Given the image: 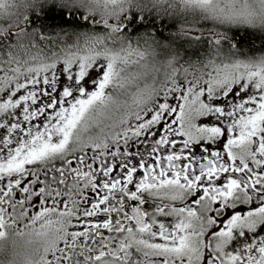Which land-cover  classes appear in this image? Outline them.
Wrapping results in <instances>:
<instances>
[{
    "label": "snow or ice",
    "instance_id": "6c2138e0",
    "mask_svg": "<svg viewBox=\"0 0 264 264\" xmlns=\"http://www.w3.org/2000/svg\"><path fill=\"white\" fill-rule=\"evenodd\" d=\"M0 264H264V0H0Z\"/></svg>",
    "mask_w": 264,
    "mask_h": 264
},
{
    "label": "rangeland",
    "instance_id": "374dc122",
    "mask_svg": "<svg viewBox=\"0 0 264 264\" xmlns=\"http://www.w3.org/2000/svg\"><path fill=\"white\" fill-rule=\"evenodd\" d=\"M157 53H158V57L163 56V53H161L159 50H157ZM174 103H180V101H175Z\"/></svg>",
    "mask_w": 264,
    "mask_h": 264
},
{
    "label": "flooded vegetation",
    "instance_id": "af4514ba",
    "mask_svg": "<svg viewBox=\"0 0 264 264\" xmlns=\"http://www.w3.org/2000/svg\"><path fill=\"white\" fill-rule=\"evenodd\" d=\"M150 203H151V201H150ZM7 243H8L9 249H10L11 248V239Z\"/></svg>",
    "mask_w": 264,
    "mask_h": 264
},
{
    "label": "trees",
    "instance_id": "16d2710c",
    "mask_svg": "<svg viewBox=\"0 0 264 264\" xmlns=\"http://www.w3.org/2000/svg\"><path fill=\"white\" fill-rule=\"evenodd\" d=\"M259 42H257V46H258Z\"/></svg>",
    "mask_w": 264,
    "mask_h": 264
}]
</instances>
